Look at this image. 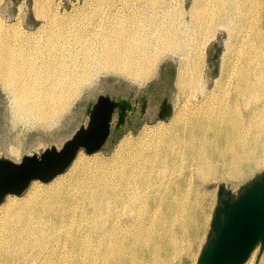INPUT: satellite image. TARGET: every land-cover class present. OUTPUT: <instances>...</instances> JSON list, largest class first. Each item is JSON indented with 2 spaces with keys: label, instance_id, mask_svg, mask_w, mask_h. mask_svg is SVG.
I'll list each match as a JSON object with an SVG mask.
<instances>
[{
  "label": "bare ground",
  "instance_id": "obj_1",
  "mask_svg": "<svg viewBox=\"0 0 264 264\" xmlns=\"http://www.w3.org/2000/svg\"><path fill=\"white\" fill-rule=\"evenodd\" d=\"M185 5L172 15L161 0H125L123 12L111 13V22L101 31L99 22L84 27L86 21H78L84 33L76 34L67 14L48 12L36 1L34 16L42 24L35 31L0 18L2 90L12 95L17 113L49 119L63 114L77 97L92 73L93 59L104 63L105 71L110 67L111 73L141 82L158 60L175 58L179 90L187 102H194L187 120H173L176 130L164 137L171 156L181 169L190 158L192 170L204 176L221 166L229 176L242 177L264 163V0H193L188 10ZM218 34L225 39L220 76L214 82L220 91H214L207 89L204 71L206 50ZM71 35L75 43L69 41ZM158 130L157 136L165 131L162 126ZM45 146L38 141L31 150ZM161 159L159 168L169 169L165 155ZM142 174L124 181L125 194H117L127 208L138 204L134 231L135 220L121 230L111 228V173L106 170L88 169L53 193L36 189L38 195L26 202L7 201L0 210V264H55L57 253L32 247H42L53 236L64 237L61 246L68 250L70 264H111V256L114 264H171L167 255L190 247L189 230L197 215L188 206L189 195L174 197L175 207H167L170 213L149 211L141 193L148 177ZM74 216L79 222L70 226ZM81 223L85 231L72 234ZM94 248L100 249V259L91 252L80 257ZM246 264H253V256Z\"/></svg>",
  "mask_w": 264,
  "mask_h": 264
},
{
  "label": "rangeland",
  "instance_id": "obj_2",
  "mask_svg": "<svg viewBox=\"0 0 264 264\" xmlns=\"http://www.w3.org/2000/svg\"><path fill=\"white\" fill-rule=\"evenodd\" d=\"M36 1L48 12L59 10V14H67L68 23H66L78 29L76 34H83L84 32L80 33L81 30L79 29H82L83 26L90 27L100 24V31L103 25L106 27L111 22L112 15L116 12H123L125 0H46L47 2L45 0H0V18L6 19L9 24L20 21L19 24L25 30L35 31L42 24L34 16ZM161 1L165 2L164 8L169 10L172 15L179 10L181 3H186L184 8L188 10L193 2V0ZM112 7L114 8L111 9ZM117 8L121 9L118 10ZM79 10L80 12L83 11V14ZM78 13H80L81 17L78 16ZM111 13L113 14L111 15ZM83 16L86 17L83 18ZM70 18H73V20H70ZM75 18L76 22H74ZM77 18L79 19L77 20ZM99 19L102 21H99ZM78 21H81V24L86 22L82 26ZM73 22L74 24H72ZM97 22L99 23L97 24ZM49 33L46 32L45 34L49 35ZM71 36L69 41L75 43L77 38L74 37L76 36ZM224 39L225 35L218 34L217 39L211 41L208 45V50H206L204 76L208 90L214 89V82L220 76ZM177 64L178 61L175 58L163 57L155 64L148 78H144L141 82H134L130 77L127 78L111 73L110 67L108 71H105L106 65L93 59L90 64L92 73L88 78L89 80L81 86L77 97L70 102L65 112L53 118L41 120L29 117L26 113H17L12 95L3 91L0 84V150L8 158L19 162L23 155L37 145L38 141L45 144L61 143L70 138L79 125L87 119V105L94 103L100 95L109 96L115 100L128 99L133 102L147 85L154 83V90L148 94L146 113L139 118L137 116L139 107L137 106L134 116L131 118L130 127H125L118 136L111 135L103 147L92 155H87L84 151H80L69 167L50 182L33 181L20 196H7L3 203L0 204V210L8 203L7 201L18 204L29 201L38 195L35 194L34 190L36 189L40 191L48 190L49 193L56 192L59 190L58 185H66L70 179L80 176L88 169L106 170L111 173V228L121 230L125 225L135 220V222H131V230L134 231L138 225V221L135 219L138 204L127 208L122 205L118 195L125 194L126 190L122 186L124 181H132L134 174L143 173L142 177L148 178L146 186L141 189V193L145 196V200L149 201V211L158 208L163 212L170 213V209L167 207L168 205L175 207L174 197L189 195L190 204L188 206L193 205L194 213L197 215V219L194 220L193 226L189 230L190 247L186 252L179 250L177 255H167V259L171 264H197L201 251L213 237L211 220L215 210L220 207L219 190L223 191L222 198L236 199L245 187L264 174V163L254 167L242 177L229 176L220 169L221 166H219V170L215 174L209 176L201 175L197 170H192L193 166L190 158L182 162L181 169L179 166L181 162L175 161L171 156V151L173 150L170 146L165 145L164 139V137L171 136L173 131L176 130L172 126L173 120L176 118L187 120L185 118L189 114L188 110L194 102V98H190L187 102L186 94L179 90L180 87L177 84L179 64ZM214 91H220V89L215 88ZM163 99L168 100L172 107L171 115L165 120H161L158 117V109ZM196 99L199 100L200 97ZM160 126L164 127L165 131H161L157 136ZM156 137L157 140H155ZM158 137L163 140L158 141ZM175 148L173 147V149ZM11 149L14 150L13 153L9 152ZM164 155L166 157L165 162L169 166V169L166 170L159 168L160 160H162L161 158ZM149 181L150 183L148 184ZM72 221L73 224L71 223L70 226L79 222V218L74 216ZM141 223H144V220H141ZM77 226L78 229L74 227L71 230L72 234H82L86 229L84 223ZM62 241H64V237L53 236L46 240L45 245L41 244L42 247L36 245L32 247L39 250L42 249V252L49 254L57 253L54 258L55 264H70L69 252L62 248ZM90 242L91 244H96V240H90ZM162 250L166 252V249L162 248ZM90 252L95 259L102 257L99 248L83 252L80 257L86 258ZM59 253H62L63 257ZM164 255L166 256V254ZM251 256H253V264H263L261 260L264 258V249L261 251L260 247L257 246ZM251 256L244 264L249 262ZM135 262L138 261L135 260ZM18 264H21V262ZM111 264H114L112 256Z\"/></svg>",
  "mask_w": 264,
  "mask_h": 264
},
{
  "label": "water",
  "instance_id": "obj_3",
  "mask_svg": "<svg viewBox=\"0 0 264 264\" xmlns=\"http://www.w3.org/2000/svg\"><path fill=\"white\" fill-rule=\"evenodd\" d=\"M91 107L87 123L65 141L31 150L19 162L0 154V204L9 195L23 194L33 181L50 182L69 167L80 151L87 155L98 152L108 136L111 113L115 108L130 110L131 104L100 95L95 104H89ZM103 109L106 116L102 115ZM161 109L164 112L159 118L165 120L172 107L164 102ZM222 194L219 190L220 207L211 220L213 237L201 251L197 264H244L257 246L264 249V174L234 200L224 199Z\"/></svg>",
  "mask_w": 264,
  "mask_h": 264
},
{
  "label": "flooded vegetation",
  "instance_id": "obj_4",
  "mask_svg": "<svg viewBox=\"0 0 264 264\" xmlns=\"http://www.w3.org/2000/svg\"><path fill=\"white\" fill-rule=\"evenodd\" d=\"M153 90H154V83H150L149 85H147L142 90L141 94L136 99H134L133 102H131L128 99L115 100V99L110 98L109 96H106V97H109L111 101L119 102L121 100H125V101H127V102H129L131 104V109L130 110H128L125 107H123V109L115 108L114 111L111 113V125L109 127V132H108V136L106 138V141L111 137V135L118 136L123 131V129L125 127H130V125L132 123L131 118L134 116V113H135V110L137 109V106L139 107V113L137 114V116L139 118L142 117L146 113V111H147L146 108H147V105H148V99H147L148 98V94H149V92H151ZM96 101H97V99H96ZM96 101L94 103H92V104H95ZM164 102L169 104L168 100H166V99H163L161 101L159 109H158V117H159V115H162L163 112H164L161 109V107H162ZM89 104L86 107V117H87V119L79 125L78 129L82 125L84 126V124H86L87 121H88V117H89V115H90V113L92 111V107L89 109ZM102 115L106 116L107 115V111L103 109Z\"/></svg>",
  "mask_w": 264,
  "mask_h": 264
}]
</instances>
